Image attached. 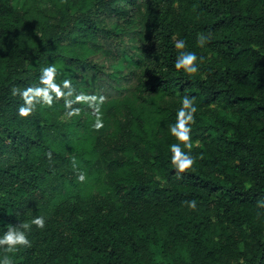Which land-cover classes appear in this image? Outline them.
<instances>
[{
    "label": "trees",
    "instance_id": "trees-1",
    "mask_svg": "<svg viewBox=\"0 0 264 264\" xmlns=\"http://www.w3.org/2000/svg\"><path fill=\"white\" fill-rule=\"evenodd\" d=\"M49 65L62 94L29 101ZM35 216L0 257L264 264V0H0V228Z\"/></svg>",
    "mask_w": 264,
    "mask_h": 264
},
{
    "label": "clouds",
    "instance_id": "clouds-1",
    "mask_svg": "<svg viewBox=\"0 0 264 264\" xmlns=\"http://www.w3.org/2000/svg\"><path fill=\"white\" fill-rule=\"evenodd\" d=\"M204 39L201 38V43L204 42ZM177 44L180 47L184 46V41L179 40ZM197 60L196 53L194 52H182L176 60L177 68H184L189 73L196 72L197 65L195 61ZM56 73V68L54 65H49L42 70L41 81L44 84L49 85V87H36L25 89L22 95L28 97L29 101L37 95L46 96L49 102L51 101L50 91L55 90L58 94H62L60 91V86L53 82V77ZM65 86L70 84V81H64ZM103 99V98H101ZM183 106L178 110L177 113V122L172 126L171 132L184 141H189L186 145L191 147L190 137H189V127L187 122L192 120V113L196 111L195 106L192 104V98L184 97L182 101ZM30 106H21L19 112L22 116L28 115L31 111ZM96 127L102 126V121L97 120ZM170 150L172 152V161L177 165V168L184 170L189 168L193 164V157L184 152L179 143H173L170 145ZM85 177L83 173L79 176L80 180H83ZM190 207H196V201H189ZM32 224L37 227L43 228L45 226V218L43 216H35L29 224H19L16 225H7L6 228H0V246L4 247L6 252H14L17 250L18 246H27L30 244L28 239L27 231ZM0 264H12V259L9 256L0 257Z\"/></svg>",
    "mask_w": 264,
    "mask_h": 264
}]
</instances>
